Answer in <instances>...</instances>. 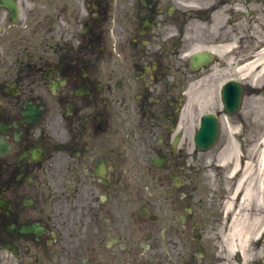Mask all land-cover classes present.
<instances>
[{
    "label": "flooded vegetation",
    "instance_id": "flooded-vegetation-1",
    "mask_svg": "<svg viewBox=\"0 0 264 264\" xmlns=\"http://www.w3.org/2000/svg\"><path fill=\"white\" fill-rule=\"evenodd\" d=\"M263 25L264 0H0V262L264 261ZM246 187L262 229L229 236Z\"/></svg>",
    "mask_w": 264,
    "mask_h": 264
},
{
    "label": "bare ground",
    "instance_id": "bare-ground-1",
    "mask_svg": "<svg viewBox=\"0 0 264 264\" xmlns=\"http://www.w3.org/2000/svg\"><path fill=\"white\" fill-rule=\"evenodd\" d=\"M256 63V69L260 70L261 72H264V44L262 46V50L260 52L259 59L255 62ZM246 69H249V67H246ZM260 108H259V117L261 119V131L259 132L258 141L260 142L262 146V153L260 155V166L264 168V93L260 95ZM258 117V116H257ZM256 120V119H255ZM212 144V142H211ZM249 162L247 159L246 164V171L249 170ZM249 189L248 187L245 188V194L242 198V200L239 203H233L230 199L228 203H225L224 207L227 210V212L231 213V218L229 222L226 225V230L228 231L229 236H246L249 237L251 234H248L249 231L255 230V232L252 234L254 236H257L258 231H261L263 223L258 218L259 213L256 210L249 209L246 207L245 204L247 202L246 197L249 195ZM260 207V206H259ZM258 207V208H259ZM258 226L256 228V226ZM252 227H254L252 229ZM243 233V234H242ZM245 233V234H244ZM255 242V239H252L251 244ZM243 263L242 264H254V262H260L261 264H264V261H260V251H250L246 250L243 253Z\"/></svg>",
    "mask_w": 264,
    "mask_h": 264
},
{
    "label": "rangeland",
    "instance_id": "rangeland-1",
    "mask_svg": "<svg viewBox=\"0 0 264 264\" xmlns=\"http://www.w3.org/2000/svg\"><path fill=\"white\" fill-rule=\"evenodd\" d=\"M264 26V25H263ZM263 35H264V33H263ZM0 264H2L1 262H0Z\"/></svg>",
    "mask_w": 264,
    "mask_h": 264
}]
</instances>
